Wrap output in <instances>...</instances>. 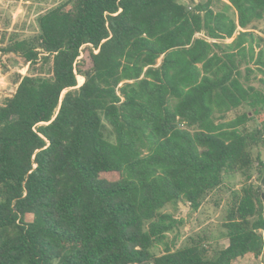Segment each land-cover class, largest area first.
<instances>
[{"label": "trees", "instance_id": "obj_1", "mask_svg": "<svg viewBox=\"0 0 264 264\" xmlns=\"http://www.w3.org/2000/svg\"><path fill=\"white\" fill-rule=\"evenodd\" d=\"M260 19L264 0H64L37 15L35 33L10 36L0 52L20 54L28 72L0 104V264L258 257ZM236 173L243 181L219 233L226 245L208 252L205 235L168 240L183 221L166 204L195 211Z\"/></svg>", "mask_w": 264, "mask_h": 264}, {"label": "rangeland", "instance_id": "obj_2", "mask_svg": "<svg viewBox=\"0 0 264 264\" xmlns=\"http://www.w3.org/2000/svg\"><path fill=\"white\" fill-rule=\"evenodd\" d=\"M63 1L0 0V46L5 45L12 35L14 38H22L35 33L37 31V15ZM178 1L187 2V0ZM253 27L258 33H264V19L254 21ZM84 55L85 52L81 48L78 57ZM86 60L88 61V59ZM27 72L28 66L20 54L0 52V104L14 92L20 75H24ZM76 81L78 85L80 83L78 75L76 76ZM254 83L257 82L254 80ZM240 110L242 108L231 110L226 114V117H233L236 111ZM254 125L255 122L253 121L247 123L249 128ZM261 150L264 149L260 146H254L251 148V153L255 156L259 152L260 155ZM251 173L250 181L255 185L259 184L258 171L253 168ZM242 181L243 177L239 173L224 177L221 185L211 191L195 211L190 210L188 204L181 201L176 204H166L162 211L170 212L174 217L181 218L183 221L179 228L167 233L168 240L175 238L174 245L181 246L187 243L190 237L205 235L207 241L204 242V247L208 252L226 245L227 239L219 236L223 229L221 224L231 192L239 189ZM260 232L264 240V228ZM161 250L162 245L154 247L155 253H159ZM231 264H264V250L256 258L247 254L236 258Z\"/></svg>", "mask_w": 264, "mask_h": 264}, {"label": "water", "instance_id": "obj_3", "mask_svg": "<svg viewBox=\"0 0 264 264\" xmlns=\"http://www.w3.org/2000/svg\"><path fill=\"white\" fill-rule=\"evenodd\" d=\"M260 159L264 161V150H261ZM264 178V175H263Z\"/></svg>", "mask_w": 264, "mask_h": 264}, {"label": "built area", "instance_id": "obj_4", "mask_svg": "<svg viewBox=\"0 0 264 264\" xmlns=\"http://www.w3.org/2000/svg\"><path fill=\"white\" fill-rule=\"evenodd\" d=\"M264 250V245H263V248H262V251Z\"/></svg>", "mask_w": 264, "mask_h": 264}]
</instances>
